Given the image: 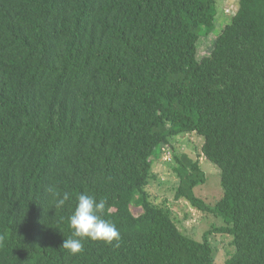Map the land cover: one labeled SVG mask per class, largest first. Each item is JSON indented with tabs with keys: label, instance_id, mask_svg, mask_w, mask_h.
<instances>
[{
	"label": "trees",
	"instance_id": "1",
	"mask_svg": "<svg viewBox=\"0 0 264 264\" xmlns=\"http://www.w3.org/2000/svg\"><path fill=\"white\" fill-rule=\"evenodd\" d=\"M216 14V0H0V264H214L211 232L231 236L223 264H264V0H238L198 59ZM184 134L222 189L205 204L198 162L173 155L174 198L226 225L200 241L145 190ZM80 193L107 200L119 246L62 248Z\"/></svg>",
	"mask_w": 264,
	"mask_h": 264
},
{
	"label": "rangeland",
	"instance_id": "2",
	"mask_svg": "<svg viewBox=\"0 0 264 264\" xmlns=\"http://www.w3.org/2000/svg\"><path fill=\"white\" fill-rule=\"evenodd\" d=\"M237 8L238 0H216L215 28L212 33L202 36L197 42L198 59L209 55L217 34L229 22ZM202 142V138L195 134H184L172 138L169 144L162 145L152 157L150 176L145 187L150 201L169 212L177 229L187 237L198 241L202 240L206 232L226 225L214 214L200 211L184 199L174 198L179 180L173 171L176 166L173 155L185 154L198 162L205 181L194 188V194L208 206H213L222 195L219 170L203 157ZM133 210L139 211L135 207ZM208 240L212 246L214 264H223L234 250L231 245V236L211 232Z\"/></svg>",
	"mask_w": 264,
	"mask_h": 264
},
{
	"label": "clouds",
	"instance_id": "3",
	"mask_svg": "<svg viewBox=\"0 0 264 264\" xmlns=\"http://www.w3.org/2000/svg\"><path fill=\"white\" fill-rule=\"evenodd\" d=\"M70 198L69 192L58 194L56 207L62 208ZM106 206V199H97L87 193L78 194L75 208L68 219L71 236L64 239L62 248L69 254L76 255L83 251L85 240L119 246L120 231L113 222L102 218Z\"/></svg>",
	"mask_w": 264,
	"mask_h": 264
}]
</instances>
